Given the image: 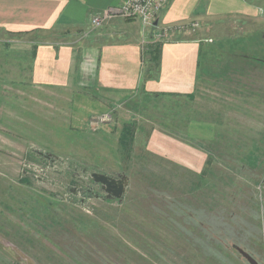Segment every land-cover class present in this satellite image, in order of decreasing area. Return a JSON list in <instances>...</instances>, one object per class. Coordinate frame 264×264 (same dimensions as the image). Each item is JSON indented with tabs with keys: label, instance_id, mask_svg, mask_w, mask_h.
I'll return each mask as SVG.
<instances>
[{
	"label": "rangeland",
	"instance_id": "rangeland-1",
	"mask_svg": "<svg viewBox=\"0 0 264 264\" xmlns=\"http://www.w3.org/2000/svg\"><path fill=\"white\" fill-rule=\"evenodd\" d=\"M237 19L216 24L206 41L230 46L244 39L242 31L264 27ZM45 38L0 31L4 263L28 253L40 264H264V167L238 154L247 145L264 147V99L244 86L264 88V79L238 74L236 92L208 77L195 84L193 101L185 95L191 85L159 100L139 102L131 93L138 104L130 106L128 97L96 85L34 83L35 60L23 55L32 45L24 40ZM128 119L138 122L137 139L124 159L116 152ZM179 165L210 169L204 192L193 195L194 176ZM93 171L128 176L124 196L108 198Z\"/></svg>",
	"mask_w": 264,
	"mask_h": 264
},
{
	"label": "crops",
	"instance_id": "crops-1",
	"mask_svg": "<svg viewBox=\"0 0 264 264\" xmlns=\"http://www.w3.org/2000/svg\"><path fill=\"white\" fill-rule=\"evenodd\" d=\"M122 1L0 0V31L46 37L36 48L34 83L96 85L119 93L125 100L142 84L148 62L144 49L156 40L160 26L199 23L195 29L173 32L164 39L162 79L146 82L148 90L179 93L190 90L191 85L193 89L187 92L195 88L200 44L211 38L210 29L236 18L264 21V0H171L158 15L156 26L145 30L139 18L115 17L101 27L92 25L93 14ZM33 42L36 40H24Z\"/></svg>",
	"mask_w": 264,
	"mask_h": 264
},
{
	"label": "trees",
	"instance_id": "trees-1",
	"mask_svg": "<svg viewBox=\"0 0 264 264\" xmlns=\"http://www.w3.org/2000/svg\"><path fill=\"white\" fill-rule=\"evenodd\" d=\"M115 18V17H114ZM124 18V17H122ZM129 19V18H125ZM244 39L235 41L232 45H228L224 43V45H215L209 42H202L200 44V50L197 60V71L195 77V84L199 86V83L208 77L215 79L216 84H220L223 87L228 86V82L233 84L232 86L235 88L234 91L239 92L241 90V81L240 75H251V72H256L260 75V78L264 79V27H258L254 29L252 32L248 33L249 30L242 31ZM247 32V33H245ZM237 35V36H241ZM164 43V39L155 40L148 46V49H144L146 52L148 62L145 63V67L143 70L142 84L139 86L138 91H136L137 95L135 97L140 100H159L158 96L161 97H170L172 95L178 94V92H166V91H153L146 89V82L149 80H159V72L161 71V51ZM38 42L30 43L31 48L25 49L23 55H25V59L27 55H30V59L35 60ZM231 48V49H229ZM19 53L22 54L21 50L18 49ZM7 56V54H6ZM79 59V58H78ZM211 61H214L215 64H211ZM78 66H76L75 72H77ZM33 69V65H32ZM215 70V71H214ZM249 75V76H250ZM232 82V83H231ZM3 82H0V85ZM208 83V81H205ZM219 85V86H220ZM143 86V89H142ZM194 86V90L189 93H185L192 101L197 96L198 87ZM251 90L257 91L262 99H264V88L263 87H255L252 84L249 87L248 85H244ZM262 86V85H261ZM132 95V94H131ZM134 97H128L129 100L127 105L134 106L138 104V101H131ZM126 100V101H127ZM163 100L161 99V103ZM127 103V102H126ZM147 109H151L152 107H146ZM140 110L139 108H137ZM188 120H192L188 115L186 116ZM132 120V121H131ZM207 119H205V122ZM137 120L136 119H128L124 121L122 126L120 135H119V143L120 147L118 148L117 154L124 155V159H130L132 154V146L137 139ZM200 148H206L199 145ZM211 154L208 163H213L214 152L212 150H208ZM230 152V151H229ZM244 160L250 167L254 168H263L264 167V147L259 143H255L252 145H247L243 150H239L238 154H243ZM241 156V155H240ZM237 155V157H240ZM178 165V164H177ZM181 168L187 170L188 174L193 175L192 182L194 187L191 188V191L194 192L193 195L197 193L204 192L205 186L208 184L204 181V175L208 173L210 170L207 168H203V170L198 173L194 170H189L182 165ZM132 164H127L123 166L126 172L131 170ZM29 180V179H26ZM191 183V182H190ZM258 200L255 202L252 201V204L257 206ZM259 207V206H258Z\"/></svg>",
	"mask_w": 264,
	"mask_h": 264
},
{
	"label": "built area",
	"instance_id": "built-area-1",
	"mask_svg": "<svg viewBox=\"0 0 264 264\" xmlns=\"http://www.w3.org/2000/svg\"><path fill=\"white\" fill-rule=\"evenodd\" d=\"M171 0H123L120 5L110 6L93 14V26L98 27L106 20L114 17L139 18L143 28L156 26L158 15L167 7ZM199 26L198 22H186L175 25L160 26L155 32L156 40L165 39L173 32L181 33ZM206 40H212L206 39Z\"/></svg>",
	"mask_w": 264,
	"mask_h": 264
},
{
	"label": "water",
	"instance_id": "water-1",
	"mask_svg": "<svg viewBox=\"0 0 264 264\" xmlns=\"http://www.w3.org/2000/svg\"><path fill=\"white\" fill-rule=\"evenodd\" d=\"M91 176L95 182H99L102 184L108 198L121 199L124 196L126 187L129 184V179L126 175L120 178H116L106 173L93 171L91 173Z\"/></svg>",
	"mask_w": 264,
	"mask_h": 264
},
{
	"label": "flooded vegetation",
	"instance_id": "flooded-vegetation-1",
	"mask_svg": "<svg viewBox=\"0 0 264 264\" xmlns=\"http://www.w3.org/2000/svg\"><path fill=\"white\" fill-rule=\"evenodd\" d=\"M116 178H120V177H116ZM99 186H100V188H101V191H104L105 192V194H106V191L103 189V186H102V184L101 183H99V182H96ZM48 228V224L46 225V229ZM19 230V229H18ZM20 235V236H19ZM19 235H18V238L19 239H17L18 241H20L21 242V240H23L22 238H24L25 239V236L24 237H21V233H19ZM20 237H21V239H20ZM17 238V237H16ZM16 248H18L17 246H15ZM18 249H21V248H18ZM23 251V250H22ZM23 252H25V251H23ZM98 257V256H97ZM24 259V261H15V260H10V262L9 263H7V264H40L39 262V260L36 258V257H33L32 255H30V254H25V257L23 258ZM50 258L48 257V260H49ZM5 261H7V259L5 258V254H3L2 253V251L0 250V264H5L4 262ZM91 261V260H90ZM95 261V260H94ZM25 262V263H24ZM41 263H45V262H41Z\"/></svg>",
	"mask_w": 264,
	"mask_h": 264
}]
</instances>
